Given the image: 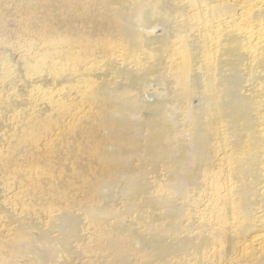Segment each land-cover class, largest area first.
<instances>
[{
  "label": "bare ground",
  "instance_id": "6f19581e",
  "mask_svg": "<svg viewBox=\"0 0 264 264\" xmlns=\"http://www.w3.org/2000/svg\"><path fill=\"white\" fill-rule=\"evenodd\" d=\"M222 244L264 264V0H0V264Z\"/></svg>",
  "mask_w": 264,
  "mask_h": 264
},
{
  "label": "rangeland",
  "instance_id": "374dc122",
  "mask_svg": "<svg viewBox=\"0 0 264 264\" xmlns=\"http://www.w3.org/2000/svg\"><path fill=\"white\" fill-rule=\"evenodd\" d=\"M151 87H153V88H151ZM156 89H157V88H156L155 86H150V87L146 88V92H147L148 94H150V95H155L156 92H157ZM215 253H220V257H222L221 260H220V263H219V264H232L230 261L228 262V261L225 259V246H224L223 244L219 247L218 251H217L216 248L213 249V253L210 254L211 258L214 256ZM201 257H202V256L196 257V259L193 260V263H197L198 260H199ZM214 264H218V263H217V262H216V263L214 262Z\"/></svg>",
  "mask_w": 264,
  "mask_h": 264
}]
</instances>
